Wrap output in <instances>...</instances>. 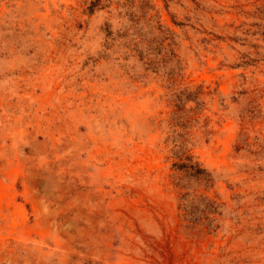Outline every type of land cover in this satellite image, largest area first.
I'll return each mask as SVG.
<instances>
[{
	"label": "rangeland",
	"instance_id": "obj_1",
	"mask_svg": "<svg viewBox=\"0 0 264 264\" xmlns=\"http://www.w3.org/2000/svg\"><path fill=\"white\" fill-rule=\"evenodd\" d=\"M0 264H264V0H0Z\"/></svg>",
	"mask_w": 264,
	"mask_h": 264
},
{
	"label": "bare ground",
	"instance_id": "obj_2",
	"mask_svg": "<svg viewBox=\"0 0 264 264\" xmlns=\"http://www.w3.org/2000/svg\"><path fill=\"white\" fill-rule=\"evenodd\" d=\"M227 74V73H226ZM228 122V121H227ZM214 156V155H213ZM217 158V157H216Z\"/></svg>",
	"mask_w": 264,
	"mask_h": 264
}]
</instances>
